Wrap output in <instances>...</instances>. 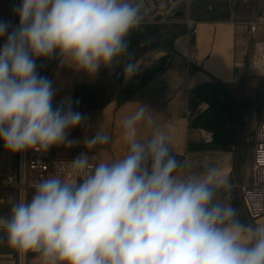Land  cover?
Segmentation results:
<instances>
[{
  "label": "clouds",
  "instance_id": "obj_1",
  "mask_svg": "<svg viewBox=\"0 0 264 264\" xmlns=\"http://www.w3.org/2000/svg\"><path fill=\"white\" fill-rule=\"evenodd\" d=\"M142 8L143 0H22L14 6L19 24L0 21V37H7L0 48V140L7 150L74 146L69 130L84 117L70 98L53 107L52 81L38 74L36 61L56 55L89 77L113 68L128 52V34L144 20ZM139 69L126 60L125 79ZM134 104L122 122L126 154L92 164L80 152L67 163L72 178L57 174L38 183L29 200L0 217L8 244L22 255L38 253L43 264H264V225L242 222L214 199L230 189L227 178L216 167L180 176L182 163L164 132L138 139L150 108ZM109 142L97 131L83 145L91 150Z\"/></svg>",
  "mask_w": 264,
  "mask_h": 264
},
{
  "label": "crops",
  "instance_id": "obj_2",
  "mask_svg": "<svg viewBox=\"0 0 264 264\" xmlns=\"http://www.w3.org/2000/svg\"><path fill=\"white\" fill-rule=\"evenodd\" d=\"M15 1L0 0V21L12 20ZM257 15H264V0H186L168 24L153 22L133 29L120 64L101 67L94 77L62 64L56 55L38 58V74L50 79L55 90L53 107L70 98L73 110L84 117L79 126L69 130L68 139L74 146H53L51 154L73 159L86 152L95 163L122 158L127 152L122 122L136 109L134 103L146 105L150 109L138 124V139L155 130L164 132L182 163L180 176L218 168L231 187L218 190L214 199L227 203L241 220L242 213L246 215L241 192L250 182L254 130L264 120V80L235 81L234 58L242 42L240 24ZM188 20L196 22V33L187 26ZM6 39L0 37V48ZM257 39H264V27ZM191 55L197 60L189 61ZM128 59L135 60L140 69L126 80L124 64ZM199 104L204 105V111L193 116ZM149 117L152 124H148ZM201 130L212 133L211 143L202 139ZM97 131L108 134L110 142L85 148V138L94 137ZM16 166L17 152L0 143V175L13 173ZM13 204L14 191L1 190L0 216H8ZM262 220L254 223L247 217L245 223L259 226L264 225ZM0 264H17V249L2 235ZM28 264L43 261L38 253L29 252Z\"/></svg>",
  "mask_w": 264,
  "mask_h": 264
},
{
  "label": "built area",
  "instance_id": "obj_3",
  "mask_svg": "<svg viewBox=\"0 0 264 264\" xmlns=\"http://www.w3.org/2000/svg\"><path fill=\"white\" fill-rule=\"evenodd\" d=\"M186 0H143L142 13L144 20L141 24L160 23L168 24L178 13ZM22 0H16L15 5ZM10 25L19 24V16L13 13ZM187 26L196 33V22L187 21ZM242 28V42L238 45L234 58L235 81L244 78H259L264 80V39L258 40L260 27H264V15H257L251 21L240 24ZM12 30L11 28H9ZM191 55L189 61H196ZM204 111V105L199 104L192 115L197 116ZM200 135L206 143L212 142V133L201 130ZM253 162L250 182L242 188L241 202L248 219L254 223L264 219V120L260 121L254 130ZM3 141L0 140V143ZM88 155V154H87ZM89 156L90 162L96 164ZM72 159L54 157L49 150L47 153L35 150L17 152V166L13 173L0 175V191L12 190L15 193V203L20 200H29V194L35 186L52 175H63L72 178L67 169V163ZM201 174L188 172L186 176ZM227 178L226 175H224ZM228 205L227 203H224ZM229 206V205H228ZM231 208V207H230ZM235 212V211H234ZM236 213V212H235ZM237 215V213H236ZM7 217V216H0ZM0 235L7 237L6 232L0 229ZM29 252L21 254L17 250V264H28Z\"/></svg>",
  "mask_w": 264,
  "mask_h": 264
},
{
  "label": "rangeland",
  "instance_id": "obj_4",
  "mask_svg": "<svg viewBox=\"0 0 264 264\" xmlns=\"http://www.w3.org/2000/svg\"><path fill=\"white\" fill-rule=\"evenodd\" d=\"M241 221L244 222V223L245 222L247 223V217H246V215L244 213H242Z\"/></svg>",
  "mask_w": 264,
  "mask_h": 264
},
{
  "label": "bare ground",
  "instance_id": "obj_5",
  "mask_svg": "<svg viewBox=\"0 0 264 264\" xmlns=\"http://www.w3.org/2000/svg\"><path fill=\"white\" fill-rule=\"evenodd\" d=\"M261 222H263V220H261Z\"/></svg>",
  "mask_w": 264,
  "mask_h": 264
}]
</instances>
